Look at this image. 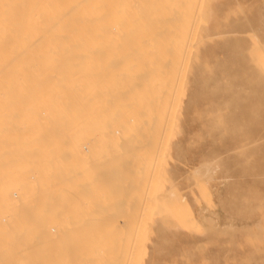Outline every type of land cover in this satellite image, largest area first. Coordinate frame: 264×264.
<instances>
[{
	"label": "bare ground",
	"instance_id": "obj_1",
	"mask_svg": "<svg viewBox=\"0 0 264 264\" xmlns=\"http://www.w3.org/2000/svg\"><path fill=\"white\" fill-rule=\"evenodd\" d=\"M111 1L114 0H0V220L4 226L1 231L10 239L0 243L3 247L0 262H102L103 255L99 257L102 246H94V249L87 246L94 240L93 233H90L94 227L88 230L92 225L84 224L83 230L81 224L69 216L72 212L70 209L79 202V199H73L82 195L83 186L87 185L88 181H91V184L98 182L96 173H101L107 165L118 172L123 162L120 159L124 158V154L126 156V153L130 152L131 157L141 158L135 154L138 151H135V148L138 146L133 142L137 140H133L129 135L130 137L127 140L124 138L122 142L123 132L127 135L134 132L137 124L134 114L137 112V106L140 107V110L137 108L138 112L146 113L153 108L150 109L148 105L154 100L159 103L166 101L164 99L167 98L164 97L168 88L175 85L174 80L173 83L169 82L168 68L173 67V64L175 68L178 66V62L172 58L176 54L172 57L169 56L171 54L168 55V43H176L177 46L180 44V47H183V40H189L184 39L187 38L185 31L194 30H191L193 26L188 30L189 26L186 25L187 21L188 24L192 22L193 17L190 14L194 13L197 7L193 5L195 0H131L134 2H126V5L124 0L120 3L116 0L114 3L117 5ZM194 4L201 6L196 2ZM188 43L190 45V41ZM183 49L181 48V51ZM177 53L175 57L180 59L179 51ZM179 56L182 57V53ZM167 57L172 58L168 68V63H165ZM142 76L146 78L145 85L138 88L136 82L139 78L142 79ZM169 89L172 90L171 87ZM142 93H145V96ZM170 94L171 91L167 96L169 105ZM149 96L151 100L147 99ZM145 97L146 100H143ZM142 101L141 105L145 111L141 110L139 104ZM164 102L160 105L167 109L169 105ZM164 113L158 115L161 117ZM151 114L150 117L153 118L152 110ZM166 116L165 113L164 120L160 119L163 125ZM141 117L143 122L146 121V116L141 114ZM155 117L159 116L156 114ZM154 119L150 118V122ZM160 122L158 119V123ZM166 123L168 125V120ZM151 126L150 129L153 128ZM159 134L157 133L160 138L161 132ZM155 140L159 141L158 137ZM144 143L142 142L143 145ZM155 145L157 148L158 144ZM145 151L144 154L147 153ZM144 157L142 158L145 159ZM124 159L126 160V157ZM155 159L158 161L159 156ZM137 163L142 162L138 160ZM134 164L129 167L137 168ZM146 165L148 164L143 163L140 167L143 169ZM15 200L19 201V204L15 203ZM83 200L84 197L80 201ZM18 207L19 213L15 210ZM109 217L108 221L111 220ZM17 218H22V223L19 224L20 220L17 221ZM112 219L116 220L114 217ZM113 227L115 229L118 226ZM80 229L83 230L82 234ZM85 230L90 234H85ZM32 236L38 237V241L30 238ZM53 236H59L65 239L66 244L69 242L71 245L74 242L71 243L72 240L80 241L81 238L84 244L81 245V241L79 244L74 242L75 251L70 255H60L58 262L59 259L53 258L50 251H42L53 243ZM18 238L24 243L20 239L19 242L22 243L17 244ZM99 238H102V235L95 236L98 245ZM18 245L20 246L17 247Z\"/></svg>",
	"mask_w": 264,
	"mask_h": 264
},
{
	"label": "rangeland",
	"instance_id": "obj_2",
	"mask_svg": "<svg viewBox=\"0 0 264 264\" xmlns=\"http://www.w3.org/2000/svg\"><path fill=\"white\" fill-rule=\"evenodd\" d=\"M118 1L117 3L122 2ZM124 2L126 5L134 1ZM195 2L201 6L194 4ZM195 2L193 5L200 7L192 6L195 8L194 13L190 14L192 22L188 24L187 21L186 25L189 26L188 30L192 26L195 28H191L194 31H185L187 38L184 39L189 40L182 42L185 46L190 41V45L185 48L170 42L169 48L165 47L170 50V57L176 54L172 58L178 62H174L178 65L175 68L173 63V67L169 66L172 58L167 57L168 60H165L167 68H171H168L169 82L173 83L174 80L175 85L173 84L174 89L170 86L172 90L168 88L164 97L167 99L163 102L169 105L167 96L171 91V106L167 105L165 110L160 105L163 102H156L152 98L154 105L149 101V96L147 99L151 104L148 107H153V118L150 117L151 110L146 113L138 112L140 107L137 106L139 109L136 108L135 114L146 116V123L141 114L133 113L138 119L135 120V134L132 136L133 133L127 135L123 132L122 135V142L129 135L137 140L133 142L138 146H133L135 151L138 149L135 154L141 158L145 156V159L131 157L128 150L129 154L125 153L130 157L124 154L126 160L119 158L125 163H121L118 172L107 165L109 170L105 167L103 172L101 170V173H96L100 179L98 182L91 184L88 181L86 187L83 186L82 195L78 198L74 196L73 200L79 199L81 204H74L75 207L78 205V210L75 207L70 209L72 212L69 216L81 226L92 225L88 230L94 227L89 231L93 233L94 240L87 242V246L90 249L102 246L99 254L100 258L103 255L101 264H264V0ZM181 48L185 49V53ZM178 51L179 55L182 53V57L178 55L180 59L175 57ZM139 79L140 83L136 82L138 88L144 86L146 81L144 77ZM142 94L145 96V93ZM139 104L141 110L145 111L141 105L143 101ZM156 110L161 115L165 110L167 116L164 125L160 119L164 120L165 113L160 117L158 112L155 113ZM154 113L160 118H156ZM150 118H155V122H150ZM158 119L162 123H158ZM148 124L153 128L150 129ZM157 137L159 141L155 140ZM155 144H158L157 148ZM144 151L147 153L144 154ZM138 160L142 163H137ZM153 160L156 163L151 162ZM143 163L149 166L142 169L140 166ZM133 164L137 168L132 170L129 166L132 167ZM83 197L85 201H80ZM18 209L20 208L15 209L16 212ZM109 213L110 217L112 214L111 218ZM21 220L19 224L22 223ZM2 225L3 221L0 220L1 244L5 239L10 240L1 231L4 227ZM113 225L118 227L113 229ZM82 229L80 233H83ZM84 233L88 234V231L85 230ZM96 235H102L99 245ZM30 238L28 237L29 242ZM52 238L53 243L48 248L41 249L50 251L53 258L59 259L58 262L62 255H70L75 251L74 242L81 241V238L80 241L72 240L71 243L74 242L71 245L69 242L66 244L65 239L59 236ZM20 239L18 238L17 244L23 242L22 239L19 242ZM5 244L6 242L3 243ZM80 244L83 245L84 242L81 241ZM0 247V250L3 249L2 245Z\"/></svg>",
	"mask_w": 264,
	"mask_h": 264
}]
</instances>
